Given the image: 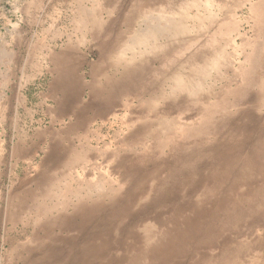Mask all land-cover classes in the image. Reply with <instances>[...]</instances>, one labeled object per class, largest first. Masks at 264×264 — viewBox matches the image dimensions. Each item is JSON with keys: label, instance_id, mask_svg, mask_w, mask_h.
Masks as SVG:
<instances>
[{"label": "rangeland", "instance_id": "374dc122", "mask_svg": "<svg viewBox=\"0 0 264 264\" xmlns=\"http://www.w3.org/2000/svg\"><path fill=\"white\" fill-rule=\"evenodd\" d=\"M0 264H264V0H0Z\"/></svg>", "mask_w": 264, "mask_h": 264}]
</instances>
